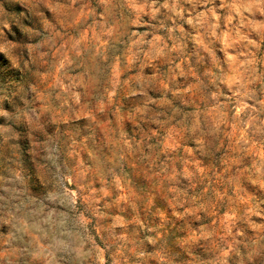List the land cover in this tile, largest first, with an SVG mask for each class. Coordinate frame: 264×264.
<instances>
[{"label":"rangeland","instance_id":"rangeland-1","mask_svg":"<svg viewBox=\"0 0 264 264\" xmlns=\"http://www.w3.org/2000/svg\"><path fill=\"white\" fill-rule=\"evenodd\" d=\"M0 264H264V0H0Z\"/></svg>","mask_w":264,"mask_h":264}]
</instances>
